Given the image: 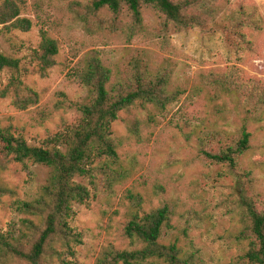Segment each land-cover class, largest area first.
Returning <instances> with one entry per match:
<instances>
[{
	"label": "rangeland",
	"instance_id": "374dc122",
	"mask_svg": "<svg viewBox=\"0 0 264 264\" xmlns=\"http://www.w3.org/2000/svg\"><path fill=\"white\" fill-rule=\"evenodd\" d=\"M94 1L17 0L30 29L0 21V51L19 60L18 69L0 71V91L15 77L21 92L37 93L29 94L33 103L25 109L14 104V94H0V130L33 146L65 150L60 135L78 124V105L88 100L82 75L92 51L111 70L113 93L140 71L165 78L163 94L170 101L165 108L137 101L120 111L111 125L117 158L96 159L88 165L91 176L76 177L91 192L69 219L82 243L74 255L55 244L61 256L48 255L41 264H97L109 248H140L141 241L125 234L128 221L164 204L172 215L163 244L176 243L202 264H246V243L237 239L240 196L264 206V0H217L213 19L187 28L144 6L140 30L126 7L95 13ZM43 31L59 48L45 71ZM243 125L252 134L251 147L234 169L203 153L234 142ZM50 173L46 165L0 151L1 231L22 226L20 202L34 199Z\"/></svg>",
	"mask_w": 264,
	"mask_h": 264
},
{
	"label": "trees",
	"instance_id": "16d2710c",
	"mask_svg": "<svg viewBox=\"0 0 264 264\" xmlns=\"http://www.w3.org/2000/svg\"><path fill=\"white\" fill-rule=\"evenodd\" d=\"M216 2L217 0H95L90 11L96 13L107 8L120 13L126 7L133 14L135 27L140 30L142 8L151 6L161 12L168 22L187 28L202 26L208 18L213 19ZM20 13L17 0H5L0 6V21L5 24L11 22L13 28L30 29V19L19 17ZM250 23L253 26L254 23ZM41 34L39 58L41 68L45 71L54 64L53 57L58 54L59 48L56 40L46 31ZM18 66L19 60L0 51V71L4 68L16 70ZM142 73L138 72L135 81L130 80L128 84L121 82V89L113 93L108 88L111 70L104 66L98 52L92 51L82 75L83 83L89 90L88 100L78 105L81 113L78 124L60 135L65 150L58 145L33 146L23 136H16L7 129L0 130V151L3 156L18 162L30 160L51 168L48 182L42 186L37 196L32 200L21 201L18 206L19 211L26 215L21 220L22 226L16 231L0 230V264L17 260L27 264H41L48 255L56 253L61 256L62 250L70 255L75 254L74 247L82 243V235L74 232L69 219L74 215V206L86 203L91 194L89 187L78 182L76 177L91 176L88 165L96 159L117 158L111 125L120 111L137 101L154 103L160 108H165L170 101L163 94L165 78L155 79L152 75ZM255 89L252 90L253 95ZM27 92L37 97V93L29 88ZM10 93L16 96L13 102L21 109L33 103L28 98L29 94L21 92L15 77L0 91L3 96ZM212 134L207 133V136L211 137ZM251 136L249 129L243 125L234 142L225 144L217 152L203 150V153L214 162L234 169L239 157L251 147ZM240 203L242 228L237 239L246 243V264H264V206H258L246 196H240ZM171 215L172 210L168 204L142 216L135 215L128 221L125 234L141 241L142 247L132 250L109 248L99 257L97 264H202L194 260L192 254H182L176 243L163 244L160 241L164 228L170 227ZM59 242L62 250L55 246Z\"/></svg>",
	"mask_w": 264,
	"mask_h": 264
}]
</instances>
